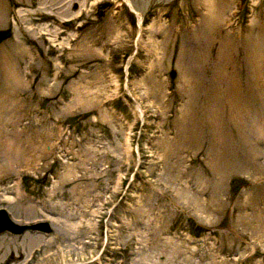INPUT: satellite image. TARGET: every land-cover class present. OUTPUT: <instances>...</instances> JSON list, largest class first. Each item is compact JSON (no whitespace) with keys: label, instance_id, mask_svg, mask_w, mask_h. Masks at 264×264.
<instances>
[{"label":"rangeland","instance_id":"374dc122","mask_svg":"<svg viewBox=\"0 0 264 264\" xmlns=\"http://www.w3.org/2000/svg\"><path fill=\"white\" fill-rule=\"evenodd\" d=\"M210 1L0 0V208L51 227L0 264H264V0Z\"/></svg>","mask_w":264,"mask_h":264},{"label":"water","instance_id":"95a60500","mask_svg":"<svg viewBox=\"0 0 264 264\" xmlns=\"http://www.w3.org/2000/svg\"><path fill=\"white\" fill-rule=\"evenodd\" d=\"M11 36V29L4 28L0 29V44L7 40ZM27 230H36L41 232H49L51 230L48 221H38L35 223H30L28 225H21L15 223L3 208H0V233L3 231H10L14 234H20Z\"/></svg>","mask_w":264,"mask_h":264},{"label":"bare ground","instance_id":"6f19581e","mask_svg":"<svg viewBox=\"0 0 264 264\" xmlns=\"http://www.w3.org/2000/svg\"><path fill=\"white\" fill-rule=\"evenodd\" d=\"M125 2L129 5V7H130V9L131 10H133V12H135V10H134V8L132 7V5L130 4V2H129V0H125ZM208 6H209V11H208V13L206 14V16H205V18L207 17V18H209V20H207L208 21V23L209 24H211L209 27H213L214 26V23H213V21H215V17H216V11H215V4L213 3V2H211L210 0H208ZM141 22V21H140ZM16 79H18V80H21V75L18 73L17 74V78ZM21 81H23V80H21ZM257 208V207H256ZM259 209V208H258ZM254 220H259V219H256V218H254ZM250 228H252V227H250ZM10 232V231H9ZM12 233V232H11ZM32 239H40V237H36V238H32ZM219 243V242H218ZM176 244H178V243H175L174 244V246L171 248V250H170V257L168 258L170 261H172L173 263H174V261L177 263V260H176V258H177V256L179 255V249H178V247H177V245ZM141 247V246H140ZM140 247H138V250H139V248ZM192 249V248H191ZM176 253V254H175ZM186 254V253H185ZM188 254V253H187ZM193 253H191V254H189V256L188 255H186V256H184V260H186L187 261V263L188 264H190L191 262H192V260H194L193 258H192V255ZM174 255H176V257L174 258ZM181 255H182V251H181ZM221 255V254H220ZM212 256V255H211ZM210 256V257H211ZM218 256V255H217ZM211 261H210V263L209 264H215V257L214 256H212L211 258ZM219 259V258H218ZM99 260V259H98Z\"/></svg>","mask_w":264,"mask_h":264}]
</instances>
